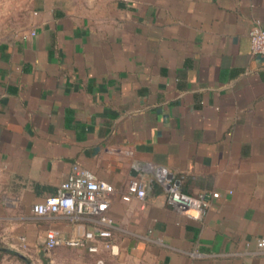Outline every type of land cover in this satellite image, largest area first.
<instances>
[{
    "label": "crops",
    "instance_id": "0c3cea01",
    "mask_svg": "<svg viewBox=\"0 0 264 264\" xmlns=\"http://www.w3.org/2000/svg\"><path fill=\"white\" fill-rule=\"evenodd\" d=\"M255 24L264 28V0H37L24 26L0 34V264L87 253L47 251L45 234L93 232L94 219L32 212L75 166L114 189V252L101 241L87 253L98 264H264ZM146 167L185 194L219 197L188 218ZM132 179L147 185L143 202L122 200Z\"/></svg>",
    "mask_w": 264,
    "mask_h": 264
},
{
    "label": "built area",
    "instance_id": "2783aa9c",
    "mask_svg": "<svg viewBox=\"0 0 264 264\" xmlns=\"http://www.w3.org/2000/svg\"><path fill=\"white\" fill-rule=\"evenodd\" d=\"M248 37L251 53L260 56L264 61V28L259 24L253 25ZM143 171L152 174L153 182H156L165 194L167 206L188 218H202L211 201L219 197L218 193L203 192L195 196L185 194L177 181L168 179L169 174L166 170H152V168L146 167ZM1 173L2 169L0 168V180ZM146 190L147 185L144 181L132 179L122 195V200L130 202L136 199L143 202ZM113 193L114 189L110 184L98 180L88 170L77 166L73 167L67 180L58 186L56 193L35 204L32 207V212L38 216L61 214L70 220L92 218L97 226L93 232L67 238H63L57 231L49 230L45 234V249L51 251L58 247H66L83 249L87 253L94 254L98 252V244L103 241V247L113 253L112 220L107 214ZM257 247L264 250V238L257 241Z\"/></svg>",
    "mask_w": 264,
    "mask_h": 264
},
{
    "label": "rangeland",
    "instance_id": "374dc122",
    "mask_svg": "<svg viewBox=\"0 0 264 264\" xmlns=\"http://www.w3.org/2000/svg\"><path fill=\"white\" fill-rule=\"evenodd\" d=\"M36 2L37 0H0V34L14 32L16 29L24 26L27 13ZM50 257L53 260H58L60 264H98L100 260L98 257H91L87 253L81 251L55 252L51 254ZM5 258H10L13 262H17L14 257L5 255ZM20 264L25 263L21 261ZM35 264L42 263L38 261Z\"/></svg>",
    "mask_w": 264,
    "mask_h": 264
},
{
    "label": "water",
    "instance_id": "95a60500",
    "mask_svg": "<svg viewBox=\"0 0 264 264\" xmlns=\"http://www.w3.org/2000/svg\"><path fill=\"white\" fill-rule=\"evenodd\" d=\"M1 251L4 252V253L10 254V255L16 256L19 259L26 260L25 256H23L19 252L5 250V249H1ZM41 255H43V253H41Z\"/></svg>",
    "mask_w": 264,
    "mask_h": 264
},
{
    "label": "trees",
    "instance_id": "16d2710c",
    "mask_svg": "<svg viewBox=\"0 0 264 264\" xmlns=\"http://www.w3.org/2000/svg\"><path fill=\"white\" fill-rule=\"evenodd\" d=\"M155 185L159 186L156 182H154Z\"/></svg>",
    "mask_w": 264,
    "mask_h": 264
}]
</instances>
